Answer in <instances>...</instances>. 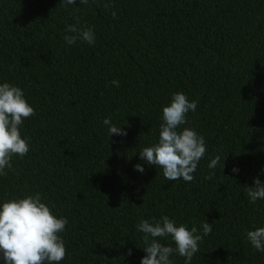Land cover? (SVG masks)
Segmentation results:
<instances>
[{
    "label": "trees",
    "instance_id": "obj_1",
    "mask_svg": "<svg viewBox=\"0 0 264 264\" xmlns=\"http://www.w3.org/2000/svg\"><path fill=\"white\" fill-rule=\"evenodd\" d=\"M77 21L93 28V44L64 40ZM4 83L35 114L20 128L29 152L0 174V206L39 193L66 218L58 264H140L137 225L162 216L200 234L212 224L191 264H264L246 236L264 227V199L250 203L246 191L264 183V0H0ZM177 92L197 101L180 128L206 144L192 182L169 181L139 157ZM105 118L127 135L110 137Z\"/></svg>",
    "mask_w": 264,
    "mask_h": 264
},
{
    "label": "clouds",
    "instance_id": "obj_2",
    "mask_svg": "<svg viewBox=\"0 0 264 264\" xmlns=\"http://www.w3.org/2000/svg\"><path fill=\"white\" fill-rule=\"evenodd\" d=\"M67 5H74L76 0H62ZM87 4L88 0H79ZM107 7V6H106ZM113 18L116 13H112ZM77 24L65 29L64 40L69 45L83 40L88 44L94 43V31L91 27L80 28ZM119 87V81L111 82ZM197 108V101H189L181 92L172 95L171 102L162 109L159 140L156 144L144 147L139 152L141 160L149 165L163 169L164 177L169 181L183 179L185 182L194 180L199 161L206 153V144L202 136L190 128H180L186 124V116ZM35 114V110L25 100L22 90L4 83L0 85V174H6L5 168L11 169L14 155L23 158L29 152V144L21 137L20 128L23 120ZM104 125L108 127L109 136L113 134L126 136L122 127L112 125L111 118H105ZM221 157L217 155L208 164L215 169ZM226 160V159H225ZM225 160L222 168L225 167ZM135 170L144 173L141 164L134 166ZM234 173L238 167H233ZM264 172V169H262ZM210 173L206 179H212ZM250 203L264 199V183L259 178L254 179V186L246 188ZM66 218H57L50 208L42 202L41 195L36 193L22 199H12L0 206V253L5 264H53L65 258L66 248L59 235L65 230ZM202 234L197 227L189 230L184 225L177 226L168 216L159 220L141 219L137 230L143 233L146 253L140 264H172L170 257L178 253L185 258V264H191L193 256L199 251L198 244L203 236L212 231V224L204 222L201 225ZM171 237L175 247L164 245L160 238ZM252 247L264 252V227L250 230L246 234ZM132 250H128V255Z\"/></svg>",
    "mask_w": 264,
    "mask_h": 264
}]
</instances>
